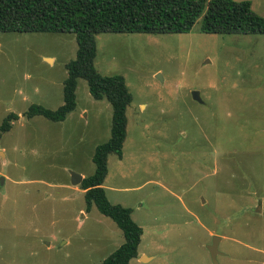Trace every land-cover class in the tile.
I'll return each mask as SVG.
<instances>
[{
  "label": "rangeland",
  "instance_id": "1",
  "mask_svg": "<svg viewBox=\"0 0 264 264\" xmlns=\"http://www.w3.org/2000/svg\"><path fill=\"white\" fill-rule=\"evenodd\" d=\"M249 1L264 16V0ZM202 23L97 35L96 67L124 75L133 95L123 156L110 157L104 183L144 230L130 264H213L214 235L221 264H264V34ZM77 51L74 33L0 32V125L19 114L0 140V264H101L125 242L72 182L95 172L112 104L80 78L66 120L24 115L64 103Z\"/></svg>",
  "mask_w": 264,
  "mask_h": 264
},
{
  "label": "trees",
  "instance_id": "2",
  "mask_svg": "<svg viewBox=\"0 0 264 264\" xmlns=\"http://www.w3.org/2000/svg\"><path fill=\"white\" fill-rule=\"evenodd\" d=\"M202 18V29L215 34H264V16L249 0H0V32H68L76 34L78 51L67 63L64 103L57 109L32 104L25 112L60 122L77 108L80 78L88 82L95 99L113 107L111 136L96 147L95 172L80 184L87 208L94 204L122 229L125 242L101 264H130L139 257L143 228L133 219V209L112 203L104 183L112 155L123 156L128 136V107L133 95L122 74H103L96 67L100 33H187ZM19 118L9 113L0 125V140Z\"/></svg>",
  "mask_w": 264,
  "mask_h": 264
},
{
  "label": "water",
  "instance_id": "3",
  "mask_svg": "<svg viewBox=\"0 0 264 264\" xmlns=\"http://www.w3.org/2000/svg\"><path fill=\"white\" fill-rule=\"evenodd\" d=\"M47 59H50V58H47ZM193 97L195 100H197L199 102H204L200 96V92H198V91L193 92ZM83 179H84V176L81 174H77V173L72 174V182L75 185L81 184ZM3 181H4V178H2V182ZM221 241H222V236L214 235L212 243L208 245V249L210 251L213 264H221L219 261V255L222 254V252L220 251V248H219Z\"/></svg>",
  "mask_w": 264,
  "mask_h": 264
}]
</instances>
